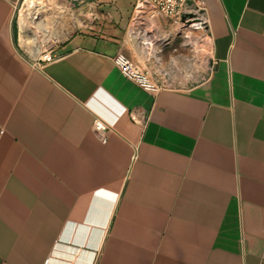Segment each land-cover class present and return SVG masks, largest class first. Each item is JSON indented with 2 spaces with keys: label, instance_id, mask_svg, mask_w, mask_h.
I'll return each instance as SVG.
<instances>
[{
  "label": "crops",
  "instance_id": "crops-1",
  "mask_svg": "<svg viewBox=\"0 0 264 264\" xmlns=\"http://www.w3.org/2000/svg\"><path fill=\"white\" fill-rule=\"evenodd\" d=\"M49 1L0 0V264H264V0H204L208 72L156 92L135 0Z\"/></svg>",
  "mask_w": 264,
  "mask_h": 264
},
{
  "label": "built area",
  "instance_id": "built-area-1",
  "mask_svg": "<svg viewBox=\"0 0 264 264\" xmlns=\"http://www.w3.org/2000/svg\"><path fill=\"white\" fill-rule=\"evenodd\" d=\"M71 1L72 4H76L85 0ZM150 20H153L160 29L167 22L176 24V27L180 30L203 26L207 28L208 25L204 0H135L131 22L135 23V29L140 28L138 33L141 36L148 35L153 39L152 30L144 26ZM52 58L51 52H46L43 55L44 60L49 61ZM113 61L125 76L134 80L146 90L156 92L166 87L153 77L150 70L142 67L140 63L123 51L118 52ZM132 117L136 119L133 114ZM93 130L102 142L107 141L109 125L102 118L98 116L94 118ZM46 262L48 263V260Z\"/></svg>",
  "mask_w": 264,
  "mask_h": 264
},
{
  "label": "rangeland",
  "instance_id": "rangeland-1",
  "mask_svg": "<svg viewBox=\"0 0 264 264\" xmlns=\"http://www.w3.org/2000/svg\"><path fill=\"white\" fill-rule=\"evenodd\" d=\"M48 3L54 8L55 5L61 2L59 0H51ZM65 3L67 5V18L70 26L72 20L75 18V8L79 4L72 5L71 0ZM176 28V24L167 22L160 29L161 35L165 39L160 48L159 62L155 58H152L144 63L130 44L126 43L130 47H125V51L133 60L150 70L153 77L166 87H180L198 81L206 75L211 64L209 58L210 42L206 28L204 26L189 30ZM191 37H195V47L190 44Z\"/></svg>",
  "mask_w": 264,
  "mask_h": 264
},
{
  "label": "bare ground",
  "instance_id": "bare-ground-1",
  "mask_svg": "<svg viewBox=\"0 0 264 264\" xmlns=\"http://www.w3.org/2000/svg\"><path fill=\"white\" fill-rule=\"evenodd\" d=\"M134 24L135 23L132 21L127 36V43L133 47L137 55L144 61V63L152 58H155L157 61L160 60V48L162 47L165 39V37L161 35L160 27L156 25L153 20H150V22L144 25L147 29L152 30V39V37L148 35L141 36L138 33L140 28L135 29ZM190 40L191 46L195 47V37H191ZM37 42L38 41L35 43V51L38 52L41 49V44Z\"/></svg>",
  "mask_w": 264,
  "mask_h": 264
}]
</instances>
